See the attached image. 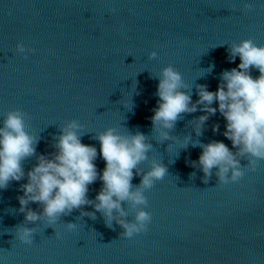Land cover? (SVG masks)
<instances>
[{
    "label": "water",
    "instance_id": "obj_1",
    "mask_svg": "<svg viewBox=\"0 0 264 264\" xmlns=\"http://www.w3.org/2000/svg\"><path fill=\"white\" fill-rule=\"evenodd\" d=\"M246 39L264 46V0H0V126L8 111L27 113L36 154L46 155L54 151L53 137L76 120L81 142L97 149L100 173L105 162L93 137L107 128L139 131L153 146L149 160L168 168L145 192L144 210L152 216L147 231L131 239L120 238L115 222L114 230L105 227L99 213L92 220L74 210L51 226L27 225L35 235L31 246L23 245L14 235L24 219L17 197L27 177L11 182L0 190V264H264V161L238 183L217 184L214 169L205 184L203 172L191 166L202 149L191 143L184 149L183 139L191 133L193 141H221L235 151L222 135L226 121L219 112L201 137L190 123L204 115L199 110L178 120L169 132L175 141L160 142L151 124L159 99V80L152 77L172 65L195 102L197 85L214 92L220 74L238 66L239 57L229 62L228 47ZM18 43L35 51L20 54ZM153 51L157 56L149 59ZM251 74L259 76L255 69ZM35 163L36 156L25 160V173ZM139 167L147 171L149 163ZM133 171L136 186L140 177ZM101 186L99 179L90 185L88 198ZM69 222L77 228L68 231Z\"/></svg>",
    "mask_w": 264,
    "mask_h": 264
},
{
    "label": "clouds",
    "instance_id": "obj_2",
    "mask_svg": "<svg viewBox=\"0 0 264 264\" xmlns=\"http://www.w3.org/2000/svg\"><path fill=\"white\" fill-rule=\"evenodd\" d=\"M252 7L249 3L243 5L245 11H251ZM16 51L24 54L35 50L18 43ZM156 56L153 51L149 59ZM237 57L240 63L220 74L216 91H209L207 85H197L198 99L195 102L181 74L172 65L164 67L158 77H152L159 80L156 91L159 99L152 109L151 124L160 142L178 138L170 136L169 132L185 114L198 110L204 113L190 121L196 137L203 135L206 122L217 112L226 121L222 135L231 141L235 151L221 141H193L191 133L183 139L184 149L190 143L192 147L202 149L198 160L192 161L191 166L203 172L205 184L212 178L214 169L217 184L238 183L246 172H255L258 162L264 161V46H257L252 39L238 44L233 42L228 47L229 62H235ZM212 67L208 68V73ZM253 69L258 70V77L252 76ZM213 103L218 107H212ZM26 119L27 113L11 110L0 126V190H6L11 182L27 177V183L19 187L23 195L17 197L18 211L24 219L15 226L14 239L31 246L35 230L27 225L43 221L51 226L74 210L80 212L79 217L92 220H96V213H99L105 227L112 230L115 222L123 229L120 238L131 239L147 231L152 216L144 210L148 207L145 192L152 189L155 182L164 179L168 168L155 158L149 160L148 153L153 146L143 133L129 131L120 134L116 128H107L95 135L93 139L99 142V155L105 162L100 173L95 164L97 149L81 142L82 125L78 121L66 122L60 135L53 137L52 153L37 155V139L26 131ZM219 127L218 123L212 126L214 134ZM33 156H36V163L25 173L23 162ZM242 160L247 164L242 166ZM146 161L149 163L147 171L139 167ZM133 170L135 176L140 177L136 186L132 184ZM195 176L193 172L190 178ZM98 179L102 186L95 199H89V186ZM30 204H37L38 210H32ZM86 205L94 211H83ZM129 213H134L131 221ZM66 228L73 231L77 224L66 223Z\"/></svg>",
    "mask_w": 264,
    "mask_h": 264
}]
</instances>
